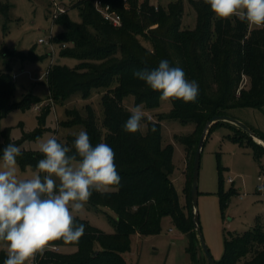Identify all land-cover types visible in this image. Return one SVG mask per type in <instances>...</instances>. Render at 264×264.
Wrapping results in <instances>:
<instances>
[{
	"label": "trees",
	"instance_id": "obj_1",
	"mask_svg": "<svg viewBox=\"0 0 264 264\" xmlns=\"http://www.w3.org/2000/svg\"><path fill=\"white\" fill-rule=\"evenodd\" d=\"M104 1L121 15L120 26L114 27L104 20L90 0H76L72 4L78 9L79 21L72 20L67 12L57 16L54 22L61 24L63 30L53 40L66 43L59 54L74 58L78 63L73 67L53 63L47 68L45 78L49 98L54 103L62 104L75 94L87 99L94 90H103L99 117L88 104L85 114L78 109H65L61 127L76 131L56 138L71 147L76 134L84 129L93 147L103 142L114 150L120 184L104 194L93 191L88 202L114 212V216L109 217L115 230L104 233L76 216V223L85 225V234L76 243L56 241L52 244L74 246L75 249L65 254L48 250L39 263L127 264L122 254L130 249L131 234L158 233L163 216H169L185 235L187 252L195 260L197 234L190 203L193 160L192 164L189 160L185 173L182 203L171 180L173 146L162 142L161 121L171 118L181 124H193V131L178 139L189 155L192 150L195 154L204 124L213 115H230L229 110L235 107L264 106V28L248 29L247 23L236 17L218 19L204 0H188L195 11L193 28L181 26L183 0L170 1L156 8L148 0H127V6L123 0ZM9 9V0H0V14L7 18ZM14 56V51L0 45L3 64L0 70V118L13 107L28 108L32 102L41 101L30 94L19 102L11 101L15 87L9 62ZM28 57L36 59L38 55L30 50ZM161 60L182 68L186 79L197 81L199 95L195 102L170 101V109L159 113L157 119H144V131L129 134L122 128L130 116L123 104L124 98L132 96L135 105L147 109L157 108L160 104V93L135 78L133 72L156 68ZM242 76L247 78V85L240 87ZM49 109L46 105L37 115L39 128L23 132L20 138L12 139L5 128L0 150L8 143L20 146L26 139L37 138L44 130L42 125ZM246 134L247 143L235 135L229 138L249 146L254 158L259 160L264 147ZM21 150L22 156L17 162L36 169L42 154ZM2 156L0 151V158ZM232 193H236L235 188L227 193L219 189L221 207ZM5 259L6 254L1 253L0 264H4ZM215 262L264 264V230L258 224L241 233L224 236L223 253Z\"/></svg>",
	"mask_w": 264,
	"mask_h": 264
},
{
	"label": "rangeland",
	"instance_id": "obj_2",
	"mask_svg": "<svg viewBox=\"0 0 264 264\" xmlns=\"http://www.w3.org/2000/svg\"><path fill=\"white\" fill-rule=\"evenodd\" d=\"M75 1L9 0L8 17L0 14V45L15 52V56L9 62L11 73L15 75L12 102H19L24 96L30 94L39 97L41 101L38 102L44 101L43 109L44 105L49 103L46 101L49 98V90L45 78L49 65L59 63L73 67L78 63L74 58L60 56L58 42L54 43V54L50 52L47 45L37 42L39 37L48 36L50 30L55 37L63 30L61 24L51 20L54 3L63 5L65 12L72 20H80L77 7H72ZM148 1L152 5L165 6L174 0ZM194 25L195 11L188 0H183L181 26L182 28H193ZM254 28L248 26V29ZM30 50L34 51L38 58H29ZM51 57H54V60L50 63ZM2 69L3 64L0 61V70ZM243 80H246L244 83L246 86L247 78L242 76L241 82ZM102 92V89L94 90L87 99H82L75 94L62 104L54 103V101L53 104H48L50 109L44 117L42 125L44 130L37 138L47 139L51 135L63 137L69 131H76L75 128L61 127V121L65 119V109L74 108L78 109L81 114H85V105L88 104L99 117L102 111L100 103ZM34 103L32 102L28 108L13 107L0 118V140L5 128H8L12 139L20 138L23 132H33L39 128L37 115L42 112V109L34 112L31 108ZM123 104L127 109L135 106L133 97L124 98ZM142 107L145 111V118L155 120L159 113H165L170 109L171 103L160 100L157 108L147 109L143 105ZM229 113L264 137V106L235 107L231 108ZM142 124L141 130L144 131L145 122L142 121ZM161 125L163 144L171 143L173 146L174 169L171 180L183 203L185 173L190 159L192 164L194 150L188 155L184 144L178 139L180 136L190 134L194 126L190 123L181 124L178 120L171 118L162 120ZM231 135H235L244 143L248 141L247 134L243 130H238L237 126L229 125L224 121L213 124L206 134L200 153L197 211L201 234L215 260L219 259L223 253L224 236L234 232L241 233L258 224L264 230V178L258 180V175L264 177V153L260 155L259 160H256L252 149L239 141L231 140L229 138ZM37 138L24 140L20 147L31 153H40L37 150ZM17 165L20 178H28L36 170L29 164L21 166L17 162ZM228 178L231 181H228ZM231 188H235L236 193L230 194L226 204L221 207L219 189L227 193ZM76 216L88 221L104 233H112L115 230L109 217L114 216V212L108 207L87 202ZM57 248L56 251L51 248L48 250L65 254L75 249L74 246L67 245H57ZM48 250L43 256L36 255L38 261L47 256ZM1 253L6 254V247L3 243H0ZM122 256L127 264H209L198 238L195 260L190 258L187 252V239L169 216L161 218L160 230L156 234H131L130 249ZM27 264H33V260Z\"/></svg>",
	"mask_w": 264,
	"mask_h": 264
},
{
	"label": "clouds",
	"instance_id": "obj_3",
	"mask_svg": "<svg viewBox=\"0 0 264 264\" xmlns=\"http://www.w3.org/2000/svg\"><path fill=\"white\" fill-rule=\"evenodd\" d=\"M221 20L233 17L249 27L264 28V0H204ZM135 78L160 93V100L195 102L199 84L185 78L180 67L161 60L158 67L133 72ZM123 131L135 134L145 119L142 105L128 109ZM74 149V151H73ZM42 154L36 170L28 178L18 175L20 146L8 143L0 161V243L6 247L4 264H27L37 254L43 256L56 241L76 243L85 234V225L76 215L93 191L109 192L120 184L115 152L106 143L93 147L86 130L76 134L72 146L58 142L56 136L37 138Z\"/></svg>",
	"mask_w": 264,
	"mask_h": 264
},
{
	"label": "water",
	"instance_id": "obj_4",
	"mask_svg": "<svg viewBox=\"0 0 264 264\" xmlns=\"http://www.w3.org/2000/svg\"><path fill=\"white\" fill-rule=\"evenodd\" d=\"M218 121L228 122V123H231V124L237 126L238 128H240L243 131H245L246 133H248V135L250 137H252V139L256 143H258L259 145L264 147V138L260 137L256 133H254V131L250 127H248L244 122L236 119L235 117H233L231 115H227V114L213 115L204 124L203 130L201 132V135H200L198 143H197V147H196L194 159H193L190 203H191L193 226H194V229L196 231L197 238L199 240V243L201 245L203 253H204L207 261L209 262V264H216V262H215V259L210 254V251H209V249H208V247H207V245L203 239V236H202L201 230H200V225H199V218H198V211H197L198 171H199V161H200L201 148H202L203 142L205 140L206 134L208 132L209 127L213 123L218 122Z\"/></svg>",
	"mask_w": 264,
	"mask_h": 264
},
{
	"label": "built area",
	"instance_id": "obj_5",
	"mask_svg": "<svg viewBox=\"0 0 264 264\" xmlns=\"http://www.w3.org/2000/svg\"><path fill=\"white\" fill-rule=\"evenodd\" d=\"M95 8V10L102 16V18L104 20H106L108 23H110L112 26L114 27H117V26H120L121 25V15L114 9L112 8V6L110 5L109 2L107 1H104V0H90ZM54 9H53V12H52V15H51V20L52 22H54V20L57 18V16L60 14V13H64L65 12V8L63 5H58L57 3H54ZM123 4L125 6H127V0H123ZM155 8L157 7V5H154ZM53 34L50 30L48 36L46 37H39L37 39V42L38 43H43L45 45H47L49 47V50L52 54H54V40H53ZM60 45V48H64L66 46V43H59ZM54 60V57H51V60H50V63ZM13 78H14V74H12ZM246 81V80H245ZM245 81L243 80L242 82H240V87H242L245 83ZM47 102L49 103H46L44 106L48 105V104H53V100L51 98H48L46 99ZM45 101V102H46ZM44 101L42 102H35L34 105H32V110L34 112H39L41 109H42V104ZM262 178V175H258V180H261ZM228 181H231L230 178L227 179ZM50 248L52 250H57V245H51ZM33 264H41L39 263L38 259H37V256L34 258L33 260Z\"/></svg>",
	"mask_w": 264,
	"mask_h": 264
},
{
	"label": "crops",
	"instance_id": "obj_6",
	"mask_svg": "<svg viewBox=\"0 0 264 264\" xmlns=\"http://www.w3.org/2000/svg\"><path fill=\"white\" fill-rule=\"evenodd\" d=\"M36 76V75H35Z\"/></svg>",
	"mask_w": 264,
	"mask_h": 264
}]
</instances>
